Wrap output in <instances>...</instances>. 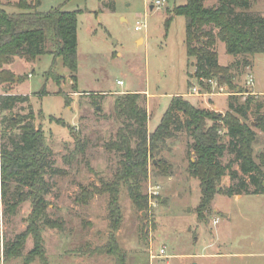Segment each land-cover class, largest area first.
Wrapping results in <instances>:
<instances>
[{
    "label": "rangeland",
    "instance_id": "1",
    "mask_svg": "<svg viewBox=\"0 0 264 264\" xmlns=\"http://www.w3.org/2000/svg\"><path fill=\"white\" fill-rule=\"evenodd\" d=\"M18 1L0 0V4L7 11L16 12ZM156 1L40 0L39 11L58 6L66 11L79 10L76 88L72 87L71 73L62 65L61 57L54 58L49 53L31 60L16 57L0 67L15 75L13 83L5 84L7 91L29 98L17 102L11 110L0 111V119L2 115L32 112L34 117L29 122L42 128L51 148L48 159L52 168L45 174L49 184L45 216L60 221L61 227L41 223L45 260L35 258L29 264H264V192L237 196L217 192L210 210L204 213L205 219L200 221L195 212L200 198L199 181L188 171L192 139L185 131L174 132L149 159L148 176L142 183L148 197L147 208L137 209L127 188L120 187L122 221L115 237L124 255L122 263L103 248L110 233L108 193L96 194L85 204L75 201L81 185H100L114 176L121 153L107 149L105 144L115 139L118 128L125 124L124 118L113 110L115 97L123 92L142 93L141 104L148 111L147 128L153 131L173 95L225 114L230 102L238 106L247 97L239 90L248 89L249 94L254 92L250 94L254 102L246 120L239 114L237 117L250 122L256 132L252 145L255 161H259L257 156L264 149V132L253 120L256 103H261L259 110L264 111V52L231 55L217 39L218 63L230 66L237 87L230 89L217 81L223 90L210 84L209 89L201 86L202 92L208 94L191 96L190 88L198 86V82L192 76L194 59L187 56L185 47L186 18L171 12L174 5L186 0ZM204 3L214 6L218 0ZM246 13L264 16V0H250ZM168 17L172 20L166 27ZM138 24L146 26L135 30ZM243 58L248 59L249 65H244ZM50 67L60 76L59 84L53 79L45 80ZM250 76L253 83L247 85ZM2 91L0 85V94ZM76 138L80 139L81 148L77 147ZM0 143L9 146L7 137ZM157 159L165 162L167 174L158 170ZM232 159L234 153H226L222 161ZM232 169L238 178L223 176L218 191L229 183L237 188L240 178L248 182L238 161L232 162ZM254 188L248 185L249 191ZM30 211V199L13 213L8 212L4 201L0 204V263L24 264L23 257L33 247L30 235L20 256L6 259L4 248L26 228Z\"/></svg>",
    "mask_w": 264,
    "mask_h": 264
},
{
    "label": "trees",
    "instance_id": "2",
    "mask_svg": "<svg viewBox=\"0 0 264 264\" xmlns=\"http://www.w3.org/2000/svg\"><path fill=\"white\" fill-rule=\"evenodd\" d=\"M205 1L186 0L184 4L174 5L171 10L173 14L186 18L185 47L187 56L194 59L195 66L192 76L207 89L211 85L202 79L216 78L219 83L236 89L230 66L218 63L215 48L217 39L224 43L226 53L231 55L253 56L264 52V16L246 13L250 0H218L214 6H206ZM39 3L40 0L35 3L19 0L16 2L19 8L16 12H9L0 4V67L13 62L16 57L31 60L49 53L54 58L61 57L62 65L71 73L70 78L74 82L72 87L76 88L74 72L77 71L79 10L66 11L58 6L39 11ZM171 20L172 17L166 18V27ZM242 60L245 66L249 65L247 58ZM54 70V67H50L45 80L53 79L59 84L60 76ZM14 76L11 70L0 69V85L3 89L0 111L11 110L17 102L29 99L27 95L7 91L5 84L13 83ZM188 86L191 87L190 82ZM141 94L127 91L114 99L113 110L124 118L125 124L118 128L116 138L105 144L107 149L121 153L113 178L102 181L100 185H81L75 195L76 202L85 204L96 194L108 193L110 233L103 248L112 252L119 263L124 259L115 237L122 221L120 187L127 188L137 209L147 208L148 197L143 193L142 183L148 176L149 159L174 132L185 131L192 139L189 143L192 158L189 159L188 171L199 181L200 198L195 212L200 221L205 219L204 213L210 210L211 201L217 192L228 196L264 192V149L257 156L259 161H255L252 145L256 140V132L250 122L237 117L239 114L246 120L247 112L254 102L253 96L248 94L238 106L230 102L229 109L223 114L196 106L182 95H173L159 124L149 132L148 111L141 104ZM65 100L68 102L67 95ZM255 107V126L264 132V111L259 110L261 103H256ZM33 117L30 112L27 115H2L0 119V140L7 137L9 142V146L0 143V204L4 201L8 212L13 213L22 202L27 199L31 201L27 226L6 243L5 258L20 256L26 238L30 235L33 247L23 257L24 264H29L35 258L45 260L41 223L48 227H61L60 221L45 216L49 203L46 199L49 184L45 174L52 168L48 159L51 148L45 141L42 128L29 122ZM76 144L82 147L79 138H76ZM226 153H234L235 159L223 162ZM234 160L239 162L241 172L248 176V182L240 178L237 188L229 183L218 191L217 186L223 176L229 175L230 180L238 178L236 170L232 169ZM157 167L163 174L168 173L167 165L161 159H157ZM249 184L255 187L254 190H248Z\"/></svg>",
    "mask_w": 264,
    "mask_h": 264
},
{
    "label": "built area",
    "instance_id": "3",
    "mask_svg": "<svg viewBox=\"0 0 264 264\" xmlns=\"http://www.w3.org/2000/svg\"><path fill=\"white\" fill-rule=\"evenodd\" d=\"M156 3H160L159 0L156 1ZM146 25L145 24H138L135 26V30H140L142 29L143 27H145ZM202 81L204 83H209V84H214L215 86H217L220 90H223V86L220 84H218L217 80L216 79H202ZM119 84H122V81H118ZM253 83V78L250 76L248 77V79L246 80V84L247 85H252ZM202 87L200 84H198V86H193L190 88V92L189 94L190 95H193V94H196V95H201V94H208V92H202ZM242 93L244 94H249V90L248 89H245ZM162 252H164V249H161ZM0 264H3V262H1Z\"/></svg>",
    "mask_w": 264,
    "mask_h": 264
},
{
    "label": "crops",
    "instance_id": "4",
    "mask_svg": "<svg viewBox=\"0 0 264 264\" xmlns=\"http://www.w3.org/2000/svg\"><path fill=\"white\" fill-rule=\"evenodd\" d=\"M2 6V5H1ZM3 7V6H2ZM4 8V7H3ZM5 9V8H4ZM19 9V8H18ZM29 76H30V74H29ZM255 91V90H254ZM251 93H254V92H251ZM250 93V94H251ZM255 93L256 94H260V93H258L257 91H255ZM24 95H26V94H24ZM28 96V95H27ZM192 96V95H191ZM190 98V97H189ZM186 99H188V98H186ZM190 102H192L190 99H188ZM193 103V102H192ZM148 124V123H147ZM149 129V128H148ZM149 132H151L150 130H149ZM263 184H264V181H263ZM235 196H237V195H235Z\"/></svg>",
    "mask_w": 264,
    "mask_h": 264
},
{
    "label": "water",
    "instance_id": "5",
    "mask_svg": "<svg viewBox=\"0 0 264 264\" xmlns=\"http://www.w3.org/2000/svg\"><path fill=\"white\" fill-rule=\"evenodd\" d=\"M217 189H219V187Z\"/></svg>",
    "mask_w": 264,
    "mask_h": 264
}]
</instances>
